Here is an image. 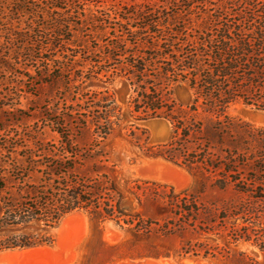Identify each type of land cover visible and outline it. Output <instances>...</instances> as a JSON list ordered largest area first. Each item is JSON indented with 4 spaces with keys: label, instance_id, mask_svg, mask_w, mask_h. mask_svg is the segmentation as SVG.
Masks as SVG:
<instances>
[{
    "label": "trees",
    "instance_id": "16d2710c",
    "mask_svg": "<svg viewBox=\"0 0 264 264\" xmlns=\"http://www.w3.org/2000/svg\"><path fill=\"white\" fill-rule=\"evenodd\" d=\"M94 1L39 0L60 11L37 20V10L29 8L43 9L44 15L46 8L38 2L0 0V18L18 19L26 12L32 17L26 28H9L0 20V33L6 37L0 49L28 43L31 51L40 45L44 55L66 52L69 45L84 47V64L67 67L46 60L49 76L51 70L61 73L60 80L68 74L60 121H70L78 135L92 131L95 141L109 138L122 120L116 94L108 89L85 93L81 88L87 81L112 83L121 77L123 87L133 91V114L165 119L172 126L171 138L147 155L203 175L213 189L233 192L235 200L202 207L196 193L187 189L175 194L171 188L170 194L159 195L164 202L161 220L131 214L122 207L124 195L111 176L95 165L85 170L99 152L92 154L58 128V144H36L38 150H32L20 139L8 147L6 161L0 157V232L33 223L54 228L70 214L86 211L97 220L123 223L136 234L153 225L165 235L199 228L218 232L226 243H252L264 252V127L228 114L238 101L264 110V0H163L161 6H133L126 13H87L86 6ZM110 1L118 3L116 7L139 0ZM35 30L46 43H32ZM74 34L78 39L72 42ZM181 87L192 94L187 105L175 98ZM131 136L141 143L135 132ZM139 191L136 185L133 194L138 198ZM51 243L46 235H15L0 241V250ZM198 245H183V255L209 257L212 251H225Z\"/></svg>",
    "mask_w": 264,
    "mask_h": 264
},
{
    "label": "rangeland",
    "instance_id": "374dc122",
    "mask_svg": "<svg viewBox=\"0 0 264 264\" xmlns=\"http://www.w3.org/2000/svg\"><path fill=\"white\" fill-rule=\"evenodd\" d=\"M168 1L173 2V0ZM31 2L40 4L39 0H31ZM117 4L110 0L94 1L86 6V12L93 11L97 14V11L104 10L113 13L117 10L126 13L127 10L132 11L133 6L137 9L149 5L161 6L163 0H139L113 7ZM7 6L6 4L5 7ZM39 6L46 8L44 15L41 13L43 9H37L35 6L29 8L37 10L35 14L40 16L36 17L37 20L42 16L45 19L56 17L53 12L60 11L53 10L50 8L51 5ZM38 10L40 13H37ZM31 18L26 12L18 19L7 17L0 20L9 28L14 26L26 28V22L30 24ZM35 32L37 33L32 34L34 35L32 43H46V39L41 38L39 31L35 30ZM4 33L3 31L0 33V44L6 43ZM106 34L110 35V29ZM74 36L71 38L72 42L78 39L76 34ZM65 39H68V36ZM76 44L79 45L78 42ZM81 48L84 49L69 45L66 52L57 50L51 54L43 53L44 55H41L40 45L37 47L34 45L31 51L28 49V43L8 44L0 49V157L3 161L9 156L8 147H13V144L20 139L32 150H38L36 144L37 146L58 144L61 137L56 130L61 128V131L69 134L71 137L69 140L83 148L92 149V154L99 152L100 155L96 160H89L86 163L85 170L95 165L101 168L102 174L111 176L124 195L122 207L131 214L142 213L145 217L161 220L159 212L164 208V202L159 195L170 194L171 188L174 189L175 194L187 189L196 193L202 207H211L215 203L221 205L223 201L235 200L233 192L224 194L213 189L211 181L207 182L203 175L190 173L187 169L162 158L147 155L171 138L172 126L165 119L145 120L133 114L130 103L133 91L123 87L124 79L121 77L115 78L112 83H104L97 79L87 81L81 88L85 93L108 89L116 94L115 99L121 110L122 120L109 138L95 141L92 131L85 130L83 134L78 135L75 125L70 121L64 122L63 118L60 121L67 103L63 99V93L64 80L68 74L65 72L60 80L61 73L51 70L52 76H49L46 60L49 57L58 61L57 65L67 67L73 66V63L84 64L85 54ZM50 68L53 69L52 65ZM174 95L185 105L190 102L192 96L191 92L183 87L178 88ZM228 114L256 127H264V110L245 104L243 101L232 104ZM58 122L65 125L58 127ZM132 132L141 137L140 144L135 142L131 136ZM15 148L17 149L16 145ZM22 148L20 145L18 152L22 151ZM15 156L17 155L13 154L12 158ZM136 185L142 188V191H139L140 200L133 194ZM74 213L69 215H74L73 220L64 226L61 221L54 228L44 229L42 223H33L26 228L0 232V241L10 236L24 234L46 235L52 240L49 245L37 246L43 250V254H38L39 258L28 257L25 253L29 251L26 249L0 250V264H124L130 260L137 262L165 258L173 260L176 264H264V252L258 246L245 242L226 243L218 232L205 233L199 228L196 230L189 228L184 232L165 235L158 226L153 225L147 232L136 234L131 231V227L123 223L119 225L115 220H97L86 211ZM185 244H191L194 249L198 248V244L213 249L223 247L225 251H212L213 255L209 257H204L202 254L185 256L182 251V246ZM153 252H159L161 256L158 258L146 256Z\"/></svg>",
    "mask_w": 264,
    "mask_h": 264
},
{
    "label": "water",
    "instance_id": "95a60500",
    "mask_svg": "<svg viewBox=\"0 0 264 264\" xmlns=\"http://www.w3.org/2000/svg\"><path fill=\"white\" fill-rule=\"evenodd\" d=\"M37 246H43V245H35V246H31V247L16 248V249H30V248H34ZM11 250H14V249H11ZM124 264H176V263L173 260L171 261V259L165 258V259H145V260H140L137 262L134 260H130Z\"/></svg>",
    "mask_w": 264,
    "mask_h": 264
},
{
    "label": "bare ground",
    "instance_id": "6f19581e",
    "mask_svg": "<svg viewBox=\"0 0 264 264\" xmlns=\"http://www.w3.org/2000/svg\"><path fill=\"white\" fill-rule=\"evenodd\" d=\"M171 168V167H170ZM75 214V213H74ZM77 215V214H76ZM74 215H72V216H69L67 219H65V220H63L62 221V223H63V226L64 225H67L68 224V222L70 221V220H73V217ZM48 249V248H47ZM27 251H29V253L27 252V253H25L28 257H31V256H38V254H40V253H42L43 252V250H41V248H39V247H36V248H30V249H26ZM13 252V251H12ZM16 252V251H15ZM24 252V251H23ZM20 253V252H19ZM43 254V253H42ZM23 256V255H22ZM25 256V255H24ZM35 258H37V257H35ZM38 258H39V256H38ZM34 259V258H33ZM45 260V259H44ZM51 260V259H50ZM32 261V260H31ZM23 262H24V260H23ZM35 262H36V260H35ZM26 263V262H25ZM19 264V263H18Z\"/></svg>",
    "mask_w": 264,
    "mask_h": 264
}]
</instances>
